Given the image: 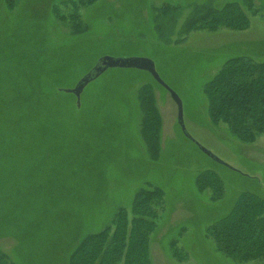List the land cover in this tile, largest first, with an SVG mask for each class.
<instances>
[{"label":"rangeland","instance_id":"obj_1","mask_svg":"<svg viewBox=\"0 0 264 264\" xmlns=\"http://www.w3.org/2000/svg\"><path fill=\"white\" fill-rule=\"evenodd\" d=\"M14 1L11 10L0 1V77L37 72L36 78L45 80L51 71L63 87H73L101 57L146 58L180 97L188 136L177 121L176 104L147 71L106 68L85 86L82 114L69 111L64 127L54 133L51 148L62 166L53 169L58 173L28 165L16 169L21 174L14 180H0V249L9 261L67 264L75 243L111 226L118 207L129 223L134 192L152 185L164 195L155 205L151 264H264L224 257L205 232L239 192L264 197V134L244 142L225 123H212L203 93L227 59L245 55L264 61V0L241 2L249 18L245 29L189 31L183 28L190 10L240 0H94L76 10L75 31L70 17L52 19L51 4L59 0ZM169 4L175 5L174 17L157 14ZM59 13L67 14L68 8L60 6ZM144 83L153 86L160 119L155 159L140 136L136 92ZM112 85L117 92L107 91ZM207 168L216 172L207 180H223L218 200H212L211 189L195 186L196 175Z\"/></svg>","mask_w":264,"mask_h":264},{"label":"trees","instance_id":"obj_2","mask_svg":"<svg viewBox=\"0 0 264 264\" xmlns=\"http://www.w3.org/2000/svg\"><path fill=\"white\" fill-rule=\"evenodd\" d=\"M0 1L7 10L15 4L14 0ZM242 1L246 0L228 2L220 7L210 4L198 6L188 12L183 29H214L219 26L245 29L249 18L240 5ZM92 2L94 0L54 2L50 9L52 19L57 22L70 17L75 31V25H78L76 10ZM169 5L165 10L157 9V14L174 17L175 5ZM60 6L67 7L68 13L60 14ZM36 76L37 72L23 74L20 78L9 74L0 77V180H14L13 175L21 174L16 169L28 165L51 169L54 174L58 171L53 169L62 168L51 142L54 133L64 127L63 117L76 109L75 96L63 91V83L56 80L51 71L45 80ZM152 90L150 83L139 85L136 97L141 111L140 136L148 155L155 159L160 151L157 144L160 119L153 104ZM107 91L117 92L118 88L112 85ZM203 93L212 123H225L231 133L244 142L264 134V61H254L245 55L227 59L204 84ZM86 94L83 90L81 101L87 98ZM76 111L82 114L81 107ZM207 176L215 178L216 172L208 168L199 172L196 188L211 189L212 200L220 199L224 194L223 180L218 177L207 180ZM163 195V189L158 186L136 189L130 205V222H127L125 209L118 207L111 226L108 224L97 232L84 234L71 251H67V264H151L149 239L157 226L155 205L162 201ZM205 232L224 257L237 263L264 262V197L247 191L239 192L228 211L206 224ZM174 244L175 240L171 242L172 250ZM0 264L15 263L9 261L0 249Z\"/></svg>","mask_w":264,"mask_h":264},{"label":"water","instance_id":"obj_3","mask_svg":"<svg viewBox=\"0 0 264 264\" xmlns=\"http://www.w3.org/2000/svg\"><path fill=\"white\" fill-rule=\"evenodd\" d=\"M122 68V67H131L136 69H142L147 71L153 79L161 85L170 95L174 103L177 107V121L187 135L183 123V109L182 102L178 94L159 76L157 71L155 70L154 64L151 60L146 58H113V57H101L98 59V62L86 73L84 74L70 89H65L67 92H71L74 94L77 99H79L80 94L83 88L92 80H94L102 71L106 68ZM188 136V135H187ZM200 149L209 157L214 159L215 161L222 163L220 159L214 156L211 152H209L204 147H200Z\"/></svg>","mask_w":264,"mask_h":264},{"label":"flooded vegetation","instance_id":"obj_4","mask_svg":"<svg viewBox=\"0 0 264 264\" xmlns=\"http://www.w3.org/2000/svg\"><path fill=\"white\" fill-rule=\"evenodd\" d=\"M97 62H98V61H97ZM97 62H96V63H97ZM89 83H90V82H89ZM89 83H88V84H89ZM74 85H75V84H74ZM71 86H72V85H71ZM70 88H72V87H70V86H69V87H64V88H63V91L67 92L65 89H70ZM84 88H85V87H84ZM84 88H83V90H84ZM83 90H82V92H83ZM82 92H81V94H82ZM67 93L72 94L71 92H67ZM81 94H80L79 99H77V97L73 94V95L75 96L76 109H79L80 107L82 108V106H81V100H80V98H81Z\"/></svg>","mask_w":264,"mask_h":264}]
</instances>
